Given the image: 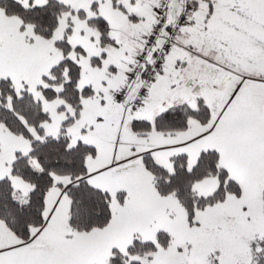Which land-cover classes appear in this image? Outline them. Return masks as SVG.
Wrapping results in <instances>:
<instances>
[{
	"label": "snow or ice",
	"instance_id": "obj_1",
	"mask_svg": "<svg viewBox=\"0 0 264 264\" xmlns=\"http://www.w3.org/2000/svg\"><path fill=\"white\" fill-rule=\"evenodd\" d=\"M0 264H264V0H0Z\"/></svg>",
	"mask_w": 264,
	"mask_h": 264
}]
</instances>
